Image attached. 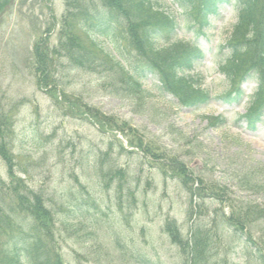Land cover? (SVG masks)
Returning <instances> with one entry per match:
<instances>
[{
    "label": "rangeland",
    "instance_id": "1",
    "mask_svg": "<svg viewBox=\"0 0 264 264\" xmlns=\"http://www.w3.org/2000/svg\"><path fill=\"white\" fill-rule=\"evenodd\" d=\"M154 4L180 19L181 38L193 37L185 15L171 0H154ZM3 12L0 109L12 118L13 128L7 139L9 153L14 159L15 177H22L30 189L47 197L46 204L55 214L54 237L64 264H139L133 259L135 256L153 264H188L187 256L165 230L168 221L177 224L184 241L189 239L192 226L193 231L200 229L205 233L210 244L205 264H263L256 260L257 253L248 243L221 221V215L229 213L225 204L206 197L202 216L192 225L189 193L182 181L165 175L154 162L144 160L137 149L121 155L119 149L112 148L108 157L127 170L128 185L122 195L117 192V183L106 187L93 169L95 161L108 151L111 134L99 132L92 119V124L84 122L83 108L70 117L67 108L54 106L52 96L62 100L61 91L66 96H80L84 103L105 115L128 122L143 135L144 142L172 153L195 179L226 186L230 190L228 201L238 211L246 210L251 203L264 208V186L241 183L244 174L255 168L259 170L251 171L260 172L258 182L264 183V125L256 133L236 125V119L247 110L248 98L240 107L213 101L191 110L180 107L172 96L159 93L157 82L149 79L144 89L150 97L144 102H128L107 85L111 80L62 66L57 75L61 87L57 94L49 92L50 88L40 86L34 75V47L40 43L57 44L65 0H15ZM228 24L227 17L215 22L216 29L202 43L206 60L195 72L213 96L227 91L215 57L219 46L230 36ZM117 31L120 33L118 28ZM113 36L101 37L99 41L112 50ZM119 38L124 43V37ZM255 87L250 82L244 89L252 95ZM219 115L231 118V122L210 128L205 118ZM107 130L110 131L105 128L104 132ZM9 173V167L0 159V178L8 181ZM75 175L97 205L86 207L79 214L83 218L67 224L60 207L65 202L74 203L68 191L76 187ZM128 190L134 192L133 197L127 194ZM68 215L73 218V214ZM249 228L257 242H264L263 220L250 221Z\"/></svg>",
    "mask_w": 264,
    "mask_h": 264
},
{
    "label": "trees",
    "instance_id": "2",
    "mask_svg": "<svg viewBox=\"0 0 264 264\" xmlns=\"http://www.w3.org/2000/svg\"><path fill=\"white\" fill-rule=\"evenodd\" d=\"M11 0H0V9ZM67 0V13L63 18V25L59 34L58 46H37L35 50L36 71L41 86L55 92L57 69L65 61L70 70H83L96 74L109 72L115 80L114 92L126 101L135 102L147 97L142 89V81L148 75L160 77L163 84L161 90L171 92L180 103L191 108H199L212 100L206 90L198 85L186 73L195 69L203 60L197 46L177 40V24L164 12L155 10L150 0H102V8L92 12L77 1ZM230 0H174L185 13L190 15L191 22L198 25L199 30L211 25V18L219 16V5L229 3ZM240 9V20L234 26L231 38L222 49L226 55L220 61L222 72L230 81V91L219 99L226 103L240 104L245 93L239 87L241 82L253 78L258 82V89L252 97L248 112L242 117L251 131H257V125L262 123L264 113V0H236ZM124 25V26H122ZM125 29V44L113 39L114 52L106 51L95 37L110 34L114 27ZM84 37V38H83ZM58 84V85H57ZM60 86V85H59ZM55 99V98H54ZM70 106L69 114L76 109L84 108V120L92 118L102 131L110 128L124 135H133L135 141L130 140V146L141 149L147 157H154L157 162L165 160V149L156 144L143 142L138 130L131 128L126 122L116 121L107 117L99 110L82 104L80 97H64ZM58 107H68L62 101L55 99ZM73 106V107H72ZM0 116V157L10 168V184L0 181V264H62V260L55 245V214L46 206V199L42 193L29 190L23 181L13 177V157L9 153L6 133L9 123L1 120ZM9 121V120H8ZM211 126L226 124L224 117L210 118ZM114 142L125 152L118 139L112 138L109 146ZM160 152V153H159ZM175 167L163 163L173 173L183 176L184 184L189 193L200 195L204 188L194 190L187 184L189 175L182 165ZM104 162L100 161L98 172L103 181H119V189H123L127 179L126 171L112 165L105 171ZM117 169V170H116ZM260 172H247L242 184L249 187H263V183L255 181ZM186 178V179H185ZM81 192L71 196L72 202H66L60 208L65 223L69 224L78 218L85 206L94 207L96 201L90 193L77 184ZM109 183L107 184V186ZM75 197V198H73ZM77 208V209H76ZM234 207L229 218V224L240 232L248 227L254 218L264 219V209L248 206L246 210ZM68 214H73L71 218ZM31 218V224L25 228L19 221ZM240 230V231H239ZM167 231L175 243L182 247L184 253H190L191 264H202L208 250L207 238L198 234L192 246L183 244L175 228L168 226ZM248 236V235H247ZM250 237V236H249ZM194 242V240H193ZM189 249H191L189 251ZM140 264H152L143 258H134Z\"/></svg>",
    "mask_w": 264,
    "mask_h": 264
}]
</instances>
